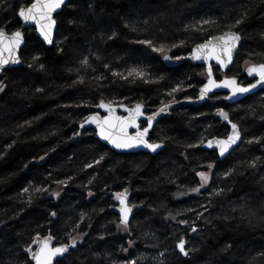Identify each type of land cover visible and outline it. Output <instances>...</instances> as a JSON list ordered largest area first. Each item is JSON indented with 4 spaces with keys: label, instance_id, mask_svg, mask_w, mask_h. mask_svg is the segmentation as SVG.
I'll return each instance as SVG.
<instances>
[{
    "label": "trees",
    "instance_id": "1",
    "mask_svg": "<svg viewBox=\"0 0 264 264\" xmlns=\"http://www.w3.org/2000/svg\"><path fill=\"white\" fill-rule=\"evenodd\" d=\"M0 3V27L19 29L18 11L29 1ZM56 21L51 47L25 31L22 65L0 79V264H34L26 249L49 234L58 245L82 239L62 264H264V89L234 104L216 93L163 114L150 137L165 145L157 155L116 153L93 130L75 141L100 101L142 103L153 113L197 98L206 68L170 67L164 55L184 59L215 35H241L228 76L250 84L246 67L264 63V0H69ZM144 39L166 51H152ZM132 68L148 73V82L113 74ZM221 110L242 133L224 160L201 148L202 140L228 136ZM209 165L208 186L190 193ZM125 189L135 205L127 231L115 201ZM181 238L188 257L176 247Z\"/></svg>",
    "mask_w": 264,
    "mask_h": 264
},
{
    "label": "snow or ice",
    "instance_id": "2",
    "mask_svg": "<svg viewBox=\"0 0 264 264\" xmlns=\"http://www.w3.org/2000/svg\"><path fill=\"white\" fill-rule=\"evenodd\" d=\"M65 5V0H30V4L27 7H21L18 11V16L24 23H32L36 25V29L39 32L40 36L43 37V40L48 44H52V32L56 26V20L53 18V13ZM0 6H3L0 3ZM202 24L213 23L211 20H203ZM237 24L241 23V20L236 21ZM23 33L19 30L12 32L11 34L7 33L3 28H0V72H3L5 66L9 63L18 64L19 58L17 52L21 43H23ZM241 36L235 32H228L220 37H212L211 40H206L204 43L197 45L192 53L191 58L196 61H212L215 60L217 64L222 67H227L228 64L232 63L233 51L239 44ZM139 43L147 45L154 52L164 53L167 46L164 44L155 45L152 40L144 39L139 41ZM175 47V45H173ZM62 51V49H61ZM180 57H176L179 59ZM39 59V57H35ZM165 60L171 59V57L164 55ZM83 64L87 65L88 60L84 59ZM43 68V65H40ZM246 71L249 76H257L258 79L256 83H252L248 86H241L237 83L235 78L225 79L222 83H217L212 77L211 64L208 66V82L200 90V98L203 99L209 92L213 91L214 88L226 87L230 88L232 95L235 96L238 93H246L256 88L258 85H264V63L261 64H251L246 68ZM114 75H119L124 79L128 77H136L142 80L148 76L143 69L132 68L128 71L127 76H124L123 73H113ZM145 82H148L145 80ZM3 84L0 82V91H3ZM180 87L177 86L172 91H179ZM172 93H169L171 95ZM175 102V101H173ZM100 108H103L109 113L107 117H100L98 114L88 116L84 121L80 123V128L83 129L86 124L95 125L98 129V135L105 141L112 144L117 149H133L144 147L149 149L151 152L155 153L158 149H161L163 145L161 143H153L148 139L149 130L152 128L153 121L155 117L160 113H164L168 110L170 105H163L157 113H154L146 117V127L141 129V125L137 122L141 116H144L143 104L137 103L134 109H129L123 105L124 111L128 113L127 116H118L116 115L115 108L110 103H104L103 101L98 105ZM219 115L223 117L224 120L228 121L231 124V135L225 139H216L208 140L207 147L212 148L214 145L219 150V155L224 156L229 149L240 140V131L238 125L232 123L229 120L228 114L222 110L219 112ZM129 128H135L136 132L134 135H130L128 132ZM78 134V133H77ZM201 143H204L202 140ZM196 145H189V147H195ZM43 159V157H41ZM104 157L101 156L99 160L95 163L99 164ZM92 164L87 165V167H92ZM211 167V165H209ZM227 173L226 175H230ZM198 175L201 177V183L199 187L193 188L192 191L199 193L200 188L204 187L209 181V175L205 172H199ZM58 183L64 184V181H59ZM37 191L46 189H36ZM28 191V189H25ZM56 197H59V192L53 193ZM91 195V193H89ZM115 198L119 201L121 207L119 209L122 214L121 225L124 230H128L129 216L132 212V208L135 205L129 206L128 204V192L127 189L122 193H116ZM52 216H55L56 213L52 212ZM174 219V217H173ZM181 223L187 224V221H181ZM75 231V229H73ZM192 232H196L195 227L191 228ZM52 237L48 236L47 238L41 239L39 236L35 239L34 243L37 245V250L33 251L32 247L26 249L28 253L31 254V258L35 261V264H53V261L57 257H63L65 253L69 252L70 248H75L78 242V238L73 236L71 237L70 244H61L59 246H53L51 241ZM186 241L181 238L177 242V249L179 254L187 257L190 254V250L186 249ZM163 255V253H161ZM56 264H62V261H56ZM130 264H135V261H131Z\"/></svg>",
    "mask_w": 264,
    "mask_h": 264
},
{
    "label": "water",
    "instance_id": "3",
    "mask_svg": "<svg viewBox=\"0 0 264 264\" xmlns=\"http://www.w3.org/2000/svg\"><path fill=\"white\" fill-rule=\"evenodd\" d=\"M27 1H30V0H27ZM68 1H69V0H65V5H66V3H67ZM65 5H63V6L61 7V9H58L55 13H53V18H54L55 20H56V15L62 11V9H63V7H64ZM28 6H29V5H28ZM26 7H27V6H26ZM18 18H19V20H20V22H21V26H20V28L17 29V30L21 31V32L23 33V37H24V39H23V43L20 44L19 49H18V52H17V56H18L20 62H19L18 64H12V63H9L8 65H6L4 71H3V72H0V79H2V78L4 77L5 72H6L8 69H11V68H19V67L22 65L21 49H22L23 46L25 45V31H26L27 29H33V30L35 31V35H36L37 37H39V38L42 40V42L45 43L48 47H51V46L53 45V42H54V39H55V34H56V32H57V21H56V26L54 27L53 32H52V41H53V42H52V44H48L47 42H45V41L43 40V37L40 36L39 32H38L37 29H36V25H35V24H32V23H27V24H26V23H24V22L21 20V18H20L19 16H18ZM0 28H1V27H0ZM3 29H4V28H3ZM4 30H5L7 33H9V34H11L12 32H15V31H16V30H15V31L9 32V31L6 30V29H4ZM228 32H235V31H228ZM228 32H225V33H228ZM225 33H222V34H219V35H215V36H213V37H220V36L224 35ZM235 33H237V32H235ZM238 34H239V33H238ZM239 35H240V34H239ZM240 36H241V35H240ZM211 39H212V38H210L209 40H211ZM203 43H204V42H203ZM241 43H242V38L240 39L239 44H238V46L236 47V49H234V51H233L232 63L228 64V66H227L226 68H225V67H222V66L219 65V64H217L215 60H212V61H210V62H208V61H204V60H201V61L193 60V59L191 58V54H190L188 57H186V58H184V59H181V60H177V59L173 58L171 55L167 54V56L171 57V59H169V60H165V59H164V62L166 63V65H168V66H170V67L176 66V65H178V64H180V63H184V62H189V63H191V64H193V65H201V66H204V67L206 68L207 75H208V66H209V63H210V64H211V69H212V77H211V78H213L217 83H222L225 79H229V80H230V79H232V78H235V79L237 80V83H238L239 85H241V86H245V87H246V86H248V85H250V84H252V83H256V80L258 79V77L255 76V75H253V76H249L248 73H247V71H245V73H246L247 77L249 78V80L251 81V83L248 84V85H243L242 83H240V80H239V78H237V77H227V76H225V77H223L222 79L218 80L217 77H216L215 74H214V68H219V69L221 70L222 73H228V72L231 70V68H232V66L234 65V63H235V61H236V59H237V56H238V54H239L240 47H241ZM199 44H202V43H199ZM199 44H197V45H199ZM197 45H195L194 48H195ZM194 48H193V49H194ZM193 49H192V51H193ZM192 51H191V53H192ZM250 65H251V64H250ZM250 65H248V66H250ZM248 66H247V67H248ZM247 67H246V68H247ZM208 79H209V76L207 77L205 83L202 85V87L200 88V90L204 87L205 84H207ZM0 82H2V84H3V86H4V87H3V91H4V89H5V87H6V79H3V80L0 81ZM263 89H264V85H258L256 88L252 89V90L249 91V92H246V93H238L237 95L233 96L230 88H226V87H218V88H214L213 91L209 92V93H208L203 99L200 98V90H199V94H198V97H197V98H194V99H188V98H185V99H181V100H178V101H175V102H170V103H168V105H170V107L168 108V110H167L166 112H164V113H160L158 116L155 117V120L153 121V124H152V128L149 130V133H148V139H149L150 142H152L151 139H150V137H151V132H152L153 128L156 126V124L158 123L159 119L161 118V116H162L163 114H166V113H168V112L174 111V110L179 109V108H181V107H189V106H196V105H199V104H203L204 102L207 101V99H208L210 96H212L213 94H216V93H223V94H226L225 101H226L227 103H229V104H234V103H237V102H239L240 100H242V99H244V98H246V97H248V96H251V95H255V94H257L258 92H260V91L263 90ZM3 91H0V94H2ZM101 102H102V101H100L99 104H100ZM103 102H104V103H109V102L104 101V100H103ZM99 104H98V105H99ZM110 104H112V106L115 108L116 115H118V116H127V115H128V113L124 111V108L121 107V105H123V106H125V107H127V108H129V109H134L135 106H136V105H134V106H127V105H124V104H113V103H110ZM140 104H142V103H140ZM143 106H144V107H143V111H144L145 115H144V116H141V117L139 118V120L137 121V122L141 125V129H143V127H142V123L146 121V117H147V116H150V115H152V114H154V113H157V112L159 111V110H158V111H156V112H153V113L148 114V113H147V111H148L147 106H145L144 104H143ZM222 111L225 112V113H227V112L224 111V110H222ZM219 112H220V111H219ZM219 112L217 113V118H218L220 121H222L224 124H226V125L230 128V131H229V134H228V136H229V135H231V131H232V129H231V124H229L228 121L224 120L223 117L219 115ZM96 114H98L100 117H107V116L109 115V113H108L107 111H105L103 108H100L99 106H97L96 111H95L94 113H92L91 115H96ZM227 114H228V113H227ZM91 115H90V116H91ZM228 117H229V115H228ZM229 120H230L232 123H234V122L230 119V117H229ZM235 124H236V123H235ZM238 128H239V126H238ZM85 130H93L94 133H95V138H97L101 143H103L104 145H106L107 147H109L112 151H115L116 153H119V154H128V153L145 152V153H149V154H151V155H157V154H159L160 152H162V151L164 150V148H165V145H164L163 143H161V142H153V143H161V144L163 145V147H162L161 149H158L157 152H155V153L151 152L149 149H146V148H144V147L133 148V149H117V148H115L112 144H110L109 142L103 140V139L98 135V129L96 128L95 125H88V124H86L85 127H84L83 129H81V128H80V125H79V131H78V134H77L76 137H75V141H78L79 139H81L82 133H83ZM239 131H240V140L237 141V143L234 144V145L229 149V151L225 153V155H224L223 157L219 155V150H218V148L215 147V145H214L212 148H208V147H207V141H208V140H216V139H225V138H227L228 136L225 137V138H218V137H215V138L208 139L205 143H203V144L201 145V148L204 149V150L216 151L217 154H218V156H219V158H220L221 160H224L225 158H227V157H228V156H229V155H230V154H231V153H232V152H233V151H234V150L240 145V143H241V141H242V133H241L240 128H239ZM128 132H129L130 135H134L135 132H136V129H135V128H129V129H128ZM127 199H128V204H129V206H131L130 203H129V198H127ZM120 207H121V205H120V203H119V201H118V206H117L116 212H117V214H118V216H119V218H120V221H121L122 214H121L120 211H119ZM133 214H134V213H133V210H132V212H131V214H130V216H129V223H130L131 220H132ZM129 223H128V224H129ZM48 236H51V235L49 234ZM48 236H46L45 238H47ZM52 238H53V237H52ZM42 239H43V238H42ZM51 243H52L53 246H59V245L56 243V240H55L54 238L52 239ZM36 250H37V246H36ZM36 250H35V251H36ZM69 250H70V249H69ZM68 253H69V252H68ZM68 253H65L64 256H66ZM64 256H63V257H64ZM63 257H57L56 260L53 261V264H55L56 261L61 260ZM184 257H185V256H184ZM187 257H188V256H187ZM33 263L35 264V261H34V260H33Z\"/></svg>",
    "mask_w": 264,
    "mask_h": 264
},
{
    "label": "rangeland",
    "instance_id": "4",
    "mask_svg": "<svg viewBox=\"0 0 264 264\" xmlns=\"http://www.w3.org/2000/svg\"><path fill=\"white\" fill-rule=\"evenodd\" d=\"M211 171H212V167H210L208 170L205 171V173H207V174L209 175V181H210ZM200 178H201V177H200ZM209 181H208V183H207L204 187L200 188V190L205 189V188L208 186ZM127 192H128V197H130V192H129V191H127ZM190 193H195V194H197L196 192H193V191H191ZM115 201H116V203L118 204V200H117L116 198H115ZM132 210H133V212H135V208H134V207L132 208ZM120 224H121V222H120ZM0 226H1V225H0ZM128 228H129V226H128ZM81 241H82V239L79 238L77 244H78V243H81Z\"/></svg>",
    "mask_w": 264,
    "mask_h": 264
},
{
    "label": "flooded vegetation",
    "instance_id": "5",
    "mask_svg": "<svg viewBox=\"0 0 264 264\" xmlns=\"http://www.w3.org/2000/svg\"><path fill=\"white\" fill-rule=\"evenodd\" d=\"M29 4H30V1H29ZM29 4H28V5H29ZM28 5H27V6H28ZM25 7H26V6H25ZM221 73H222V72H221ZM222 74H223V75H221L220 78L217 77L218 80L222 79V78L225 77V76H227V77H232V76H228V73H222ZM198 94H199V93H198ZM224 95H225V97H226V94H224ZM147 113L150 114L151 112L148 110ZM142 127H143V128L146 127V121L142 123Z\"/></svg>",
    "mask_w": 264,
    "mask_h": 264
}]
</instances>
